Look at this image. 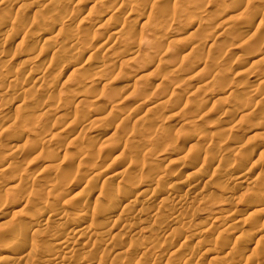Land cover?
Returning <instances> with one entry per match:
<instances>
[{
    "label": "rangeland",
    "instance_id": "obj_1",
    "mask_svg": "<svg viewBox=\"0 0 264 264\" xmlns=\"http://www.w3.org/2000/svg\"><path fill=\"white\" fill-rule=\"evenodd\" d=\"M8 1L0 0V20L12 8L20 18L10 13L7 28L0 29V121L4 124L0 125V168L11 167L0 170V218L4 212L9 215L0 219V264H41L46 253L58 255L50 264H264V203H253L255 197L264 196V155H257L264 151V84L256 83L264 79V0H55L24 9L26 0ZM91 1L96 2V10L88 8ZM117 23L123 27L116 33ZM61 24L60 32L54 30ZM72 41L78 49L73 55L69 54ZM211 62L214 69L209 68ZM97 64L108 66L106 76L88 70ZM36 66L42 69L39 73L34 72ZM86 84L91 88L84 91ZM172 90L177 94L172 96ZM77 96L83 101L70 114L64 102ZM156 101L164 108L158 106L154 112L149 108ZM43 107L49 109L47 115L30 117L32 110ZM13 145L18 147L15 151ZM66 150L87 159L74 155L62 162ZM116 155L118 159L112 161ZM229 165L236 168L234 177L243 174L242 183L231 181L233 176L224 171ZM147 183L156 193L153 197L143 188ZM167 186L177 188L174 196H161ZM124 193L131 203L121 201ZM112 208L117 216L110 218L107 213ZM172 208L180 212L176 220L169 218ZM231 212L247 218H241L244 224L237 230L227 223L236 220ZM36 216H43L40 225L45 235L40 230L41 235L30 233L17 241L15 232ZM80 219V236L73 234L66 244L70 252L66 255L71 257L65 255L64 261L58 247L52 254L47 251L53 244L47 239L50 235L64 237L66 230L78 228ZM90 219L94 229H89ZM140 220L144 221L141 233H129L127 228ZM81 230L96 232L97 237L86 232L81 236ZM170 233L173 238L167 236ZM199 237L202 244L197 243Z\"/></svg>",
    "mask_w": 264,
    "mask_h": 264
},
{
    "label": "bare ground",
    "instance_id": "obj_2",
    "mask_svg": "<svg viewBox=\"0 0 264 264\" xmlns=\"http://www.w3.org/2000/svg\"><path fill=\"white\" fill-rule=\"evenodd\" d=\"M7 1H8V0H7ZM10 1H11V0H10ZM26 1H27V4H25V5H26L27 7H24L23 4H21L23 7H21V5H20L19 7H21L22 9H24V8H28V5H30L29 8H32L33 5H36V4L38 5V2H42V3H44V4H50V3H52V2H56L55 0H36V1H32V0H30L29 3H28V0H26ZM58 1H59V0H58ZM67 1H68V0H67ZM186 1H187V0H186ZM246 1H247V0H246ZM8 2H9V1H8ZM103 2H104V1H103ZM190 2H191V1H190ZM188 3H189V1H188ZM8 4H9V3H8ZM191 4H192V3H191ZM230 4H231V3H230ZM13 5H14V4L11 3V6H13ZM16 5H17V3H16ZM199 5H200V4H199ZM42 6H43V5H42ZM42 6H40V7H42ZM51 6H52V5H51ZM54 6H56V5H54ZM57 6H58V4H57ZM59 6H61V5H59ZM86 6H87V5H86ZM120 6H121V5H120ZM180 6H181V5H180ZM5 7H6V5H5ZM33 7H34V6H33ZM159 7H160V6H159ZM194 7H195V5H194ZM53 8H54V7H53ZM55 8H56V7H55ZM88 8L91 9V10H93V9L96 10V9H97V4H96V2H92V1H91V2H88ZM233 8H234V7H233ZM17 9H18V7H17ZM17 9L15 8L16 12L19 13V11H17ZM56 9H57V8H56ZM66 9H67V8H66ZM196 9H197V8H196ZM258 9H259V8H258ZM113 10H114V9H113ZM28 11H29V10H28ZM38 11H40V10H38ZM158 11H159V10H158ZM223 11H224V10H223ZM14 12H15V11H14L13 8H12L11 10L8 11V14H7L6 19H5V20H2V21L0 20V29H5V28H7V25H8L9 20H10V19L8 18V15H9L10 13L12 14V13H14ZM88 12H89V11H88ZM252 12H253V11H252ZM35 13H36V12H35ZM250 13H251V12H250ZM32 14H33V13H32ZM38 14H39V12H38ZM38 14H36V15H38ZM15 15H17V16L19 17V14H15V13H14V16H15ZM33 15H34V14H33ZM36 15H35V16H36ZM184 15H185V13H184ZM184 15H183V16H184ZM10 16H12V15H10ZM17 16H16V17H17ZM20 16H21V15H20ZM178 16H179V15H178ZM16 17H15V18H16ZM18 17H17V18H18ZM43 17H44V16H43ZM83 17H84V16H83ZM85 17H86V16H85ZM12 18H13V17H12ZM12 18H11V19H12ZM17 18H16V19H17ZM19 18H20V17H19ZM21 18H22V17H21ZM69 18H70V17H69ZM176 18H177V17H176ZM179 18H180V17H179ZM70 19H71V18H70ZM180 19H181V18H180ZM68 20H69V19H68ZM167 20H168V19H167ZM192 20H193V19H192ZM12 21H13V20H12ZM14 21H15V20H14ZM20 21H21V20H20ZM201 21H202V20H201ZM31 22H33V21H31ZM86 22H87V21H86ZM203 22H204V21H203ZM213 22H214V21H213ZM215 22H216V21H215ZM121 23H122V22H121ZM143 23H145V22H143ZM154 23H155V22H154ZM163 23H164V22H163ZM64 24H65V23H64ZM103 24H104V23H103ZM23 25H24V24H23ZM30 25H32V24L30 23ZM114 25H115V24H114ZM198 25H199V24H198ZM62 26H63V25L61 24V26L56 27V29H54V30H57V32H60V30H62V29H60V28H62ZM98 26H99V25H98ZM98 26H97L96 28H98ZM203 26H205V25H203ZM25 27H26V26H25ZM87 27H88V26H87ZM122 27H123L122 25H119V24L117 23V24L115 25V30H114V29H113V30H114L116 33L119 32V31L121 32V28H122ZM138 27H139V26H138ZM214 27H215V26H214ZM83 28H84V27H83ZM96 28H95V29H96ZM112 28H113V27H112ZM201 28H202V26H201ZM65 29H66V28H65ZM123 29H124V28H123ZM198 29H199V27H198ZM226 29H227V28H226ZM226 29H225V30H226ZM229 29H231V28H229ZM206 30H207V29H206ZM227 30H228V29H227ZM227 30H226V31H227ZM4 31H5V30H4ZM64 31H66V30H64ZM83 31H84V30H82V32H83ZM2 32H3V31H2ZM69 32H70V31H69ZM115 32L112 31V34L115 33ZM122 32H124V31L122 30ZM130 32H133V30L130 31ZM3 33H4V32H3ZM51 33H52V35L55 36V33H56V32H55V31H52ZM128 33H129V32H128ZM88 34H89V33H88ZM122 34H123V33H121V35H122ZM52 35H51V37H52ZM56 35H57V34H56ZM77 35H78V34H77ZM128 35H129V34H128ZM130 35H132V33H130ZM133 35H134V34H133ZM208 35H209V34H208ZM10 36H11V35H10ZM83 36H84V35H83ZM113 36H114V35H113ZM116 36H117V35H116ZM14 37H15V36H14ZM19 37H20V36H19ZM71 37H72V36H71ZM53 38H54V37H53ZM130 38H131V37H130ZM161 38H162V37H161ZM74 39H75V38H74ZM74 39H73V41H75ZM127 39H128V38H127ZM122 40H123V39H122ZM124 40H125V39H124ZM256 40H257V39H256ZM20 41H21V40H20ZM64 41H65V40H64ZM73 41H72V44L69 46V48H70V49H69V54H72V55L75 54V53H76L75 51L78 50V49L75 50V48H76L75 46L77 45V44H76L77 42L75 43V42H73ZM107 41H109V40H106V42H107ZM127 41L130 42V43L128 44V47L131 48L134 44H133L132 46H129V45L131 44V41H133V40L130 41V39H129V40H126V42H127ZM137 41H138V40H137ZM193 41H194V40H193ZM197 41H198V40H197ZM259 41H260V40H259ZM154 42H155V41H154ZM198 42H199V41H198ZM220 42H221V41H220ZM4 43H5V41H4ZM18 43H19V42H18ZM18 43H17V44H18ZM74 43H75L76 45H75ZM104 43H105V41H104ZM204 43H205V42H204ZM63 44H64V43H63ZM102 45H104V44H102ZM105 45H106V44H105ZM122 45L124 46L123 43H122ZM203 45H204V44H203ZM218 45H220V44H218ZM221 45H223V44H221ZM123 46H122V47H123ZM160 46H161V45H160ZM160 46H158V47H160ZM120 47H121V46H120ZM126 47H127V46H126ZM144 47H145V46H144ZM194 47H195V46H194ZM198 47H199V46H198ZM135 48H136V47H135ZM151 48H152V47H151ZM160 48H163V47H160ZM168 48H169V47H168ZM17 49H18V48H17ZM121 49H122V48H121ZM131 49H132V48H131ZM154 49H155V48H154ZM156 49H157V48H156ZM156 49H155V50H156ZM195 49H196L195 52H197V54H198V52H199L198 50H199L200 48L197 50V46H196ZM29 50H30V49H29ZM74 50H75V51H74ZM123 50H124V49H123ZM129 50H130V49H129ZM129 50H128V53L131 54L130 52L133 51L134 48H133V50H130V52H129ZM158 50H159V48H158ZM158 50H157V51H158ZM160 50H161V49H160ZM193 50H194V48H193ZM193 50H192V51H193ZM26 51H27V50H26ZM63 51H64V50H62V52H63ZM81 51H82V50H81ZM136 51H137V49H136ZM214 51H215V50H214ZM218 51H219V50H218ZM62 52H61V53H62ZM74 52H75V53H74ZM133 52H134V51H133ZM195 52L193 51L192 53L194 54ZM200 52H201V51H200ZM220 52H222V51H220ZM56 53H57V51H56ZM125 53H126V52H125ZM125 53H124V54H125ZM153 53H154V52H153ZM58 54H59V53H58ZM132 54H133V53H132ZM154 54H155V53H154ZM160 54H161V53H160ZM201 54H202V53H201ZM216 54H217V53H215V55H216ZM219 54H220V53H219ZM37 55H38V54H37ZM208 55H209V54H208ZM25 56H26V55H25ZM42 56H43V55H42ZM106 56H107V55H106ZM133 56H134V55H133ZM192 56H194V55H192ZM195 56H197V55H195ZM198 56H199V55H198ZM205 56H206V55H205ZM216 56H217V55H216ZM229 56H230V55H229ZM45 57H46V56H45ZM111 57H112V56H111ZM113 57H114V56H113ZM170 57H171V56H170ZM207 57H208V56H207ZM207 57H206V58H207ZM213 57H214V56H213ZM107 58H108V57H107ZM188 58H189V57H188ZM218 58H219V57H218ZM87 59H88V58H87ZM87 59H86V60H87ZM109 59H110V58H109ZM207 59H208V58H207ZM212 59H213V58H212ZM24 60H25V59H24ZM53 60H54V59H53ZM86 60H85V61H86ZM198 60H199V59H198ZM209 60H210V59H209ZM99 61H100V60H99ZM119 61H120V60H119ZM135 61H136V60H135ZM194 61H195V60H194ZM211 61H212V60H211ZM213 61H215V60H213ZM258 61H259V60H258ZM51 62H52V61H51ZM122 62H123V61H122ZM206 62L208 63V61H206ZM28 63H29V62H28ZM48 63H49V62H48ZM188 63H189V62H188ZM207 63H206V64H207ZM220 63H221V62H220ZM255 63H256V62H255ZM166 64H167V63H166ZM208 64H209V63H208ZM227 64H228V63H227ZM84 65L86 66L87 64H84ZM120 65H121V63H120ZM142 65H143V64H142ZM209 65H210V64H209ZM211 65H212V62H211ZM214 65H215V64H214ZM214 65L210 66L209 68L214 69V68H213ZM167 66H168V65H167ZM195 66H196V65H195ZM195 66H194V67H195ZM30 67H31V66H30ZM78 67H79V66H78ZM89 67H90V66H89ZM107 67H108V66H106V65H104V64H103V65H102V64H97V65H95L93 68H88V70H90V69L92 70V69H93V73H92V74H94V75H100V74H102V76H103V74H105V72H108V71H107V70H108ZM140 67H141V66H140ZM82 68H83V66H82ZM40 69H41V68H40ZM40 69H39V70H40ZM77 69H78V68H77ZM79 69H81V67H80ZM85 69H87V68H85ZM109 69H110V67H109ZM111 69H112V68H111ZM182 69H183V68H182ZM39 70H38L37 66L34 68V72H35V73L38 72ZM41 70H42V69H41ZM91 70H90V71H91ZM43 71H44V70H43ZM214 72H215V71H214ZM38 73H39V72H38ZM83 73H84V72H83ZM251 75H252V74H251ZM33 76H34V75H33ZM105 76H106V74H105ZM110 76H111V75H110ZM141 76H142V75H141ZM141 76H139V77H141ZM224 76H225V75H224ZM37 77H38V75H37ZM40 77H41V76H40ZM92 77H93V76H92ZM99 77H101V76H99ZM225 77H226V76H225ZM255 77H256V76H255ZM13 78H15V77H13ZM13 78H12V79L10 78V79H11V80H14ZM17 78H18V77L16 76V79H17ZM38 78H39V77H38ZM83 78H84V77H83ZM115 78H118V77H115ZM136 78H138V77H136ZM201 78H202V77H201ZM229 78H230V77H229ZM110 79H111V78H110ZM129 79H130V78H129ZM212 79L214 80V78H212ZM240 80H241V79H240ZM240 80H239V81H240ZM256 80H257V79H255L254 81H256ZM122 81H123V80H122ZM241 81H242V80H241ZM8 82H9V81H8ZM10 82H11V81H10ZM179 82H180V81H179ZM209 82H210V81H209ZM11 83H14V82H11ZM93 83H94V82H93ZM98 83H99V82H98ZM241 83H243V82H241ZM250 83L253 84V80H252V81H249V84H250ZM256 83H257V86H258V85H263V84H264V79H259L258 81H256ZM9 84H10V83H9ZM210 84H211V82H210ZM212 84H213V83H212ZM224 84H225V83H224ZM226 84H227V83H226ZM247 84H248V83H247ZM252 84H251V85H252ZM103 85H104V83H103ZM213 85H214V84H213ZM219 85H220V84H219ZM4 86H5V85H4ZM13 86H14V85H13ZM252 86H253V85H252ZM83 87H84V88H83ZM83 87H82V89H84V91H87V90H90L91 85L86 84V85H83ZM221 87H223V86H221ZM224 87H225V86H224ZM0 88H1V87H0ZM38 88H39V87H38ZM143 88H144V87H143ZM92 89H93V88H92ZM136 89H137V88H136ZM232 89H233V88H232ZM248 89H250V88H248ZM37 90H38V89H37ZM96 90H97V89H96ZM106 90H107V89H106ZM146 90H147V89H146ZM213 90H214V89H213ZM254 90H255V89H254ZM0 91H1V90H0ZM21 91H22V90H21ZM172 91H173V90H172ZM196 91H197V90H196ZM221 91H223V90H221ZM255 91H256V90H255ZM95 92H96V91H95ZM118 92H119V91H118ZM177 92H178V91H177ZM177 92H176V90H175V91H173V92L171 93V95L173 96L175 93L177 94ZM197 92H198V91H197ZM253 92H254V91H253ZM256 92H258V91H256ZM256 92H255V95L257 94ZM19 93H22V92H19ZM81 93H83V91H81ZM239 94H241V93H239ZM243 94H244V93H243ZM263 94H264V93H263ZM33 95H34V94H33ZM68 95H69V94H68ZM78 95H79V94H78ZM106 95H107V94H106ZM249 95H250V94H249ZM258 95H259V94H258ZM258 95H257V96H258ZM44 96H45V95H44ZM100 96H101V95H100ZM100 96H99V97H100ZM112 96H113V95H112ZM91 97H92V96H91ZM92 98H93V97H92ZM105 98H106V96H105ZM142 98H144V97H142ZM46 99H47V98H46ZM131 99H132V98H131ZM257 99H258V98H257ZM259 99H260V98H259ZM44 100H45V99H44ZM52 100H53V99H52ZM80 100L83 101L82 99L78 98V96H77L76 99H73V100H67V102H64V105L66 106V108H67L66 110L68 111V113L71 114V110H72V108H74V106H76L77 104L82 103ZM91 100H92V99H91ZM94 100H95V98H94ZM96 100H97V99H96ZM157 100H158V99H157ZM242 100H243V99H242ZM4 101H5V100H4ZM86 101H87V100H86ZM162 101H163V99H162ZM164 101H165V100H164ZM237 101H238V100H237ZM258 101H259V100H258ZM115 102H116V101H115ZM238 102H239V101H238ZM260 102H261V101H260ZM2 103H4V102H2ZM41 103H42V102H41ZM88 103H89V102H88ZM97 103H98V102H97ZM240 103H241V102H240ZM240 103H239V106H240ZM255 103H256V102H255ZM255 103H254V105H255ZM6 104H7V103H6ZM153 104H154V105H152V106L149 108L150 110L152 109V111H154V110H159L160 107L158 108V106H162V103H161V102H160V103H157V101H156V104H155V102H154ZM164 104H165V103L163 102V105H164ZM169 104H170V103H169ZM188 104H189V103H188ZM188 104H187V105H188ZM31 105H32V104H31ZM184 105H185V104H184ZM19 106H20V105H19ZM86 106H87V105H86ZM50 107H51V106H50ZM80 107H81V106H80ZM162 107L164 108V106H162ZM61 108H62V107H61ZM155 108H156V109H155ZM157 108H158V109H157ZM184 108H185V107H184ZM0 109H1V108H0ZM139 109H140V108H139ZM153 109H154V110H153ZM161 109H162V108H161ZM36 110H37V111H36ZM36 110H35V111L32 110V112H31V114H30V117H31V118H32V117H37L38 114H39V115H41V114H42V115H47V114H48V111H49V109H48L47 107H43V108H41V109H39V110H38V108H37ZM64 110H65V109H64ZM80 110H81V109H80ZM150 110H149V111H150ZM154 112H155V111H154ZM182 112H183V111H182ZM196 112H197V111H196ZM40 113H41V114H40ZM66 113H67V112H66ZM157 113H158V112H157ZM228 113H229V111H228ZM107 114H108V113H107ZM109 114H111V113H109ZM245 114H247V113H245ZM42 115H41V116H42ZM68 115H69V114H68ZM190 115H191V114H190ZM11 116H12V115H11ZM103 116H104V117L106 116V119H107V116H109V115H102V118H104ZM114 116H117V115H113V116H110V117L112 118V117H114ZM28 117H29V116H28ZM42 117H43V116H42ZM67 117H68V116H67ZM85 117H86V116H85ZM85 117H83V118H85ZM119 117H120V116H119ZM69 118H70V117H69ZM114 118H115V117H114ZM138 118H139V117H138ZM144 118H145V117H144ZM12 119H13V118H12ZM24 119H25V118H24ZM117 119H118V118H117ZM120 119H121V117H120ZM122 119H123V118H122ZM139 119H142V118H139ZM193 119H194V118H193ZM218 119H219V118H218ZM258 119H259V118H258ZM79 120H80V119H79ZM96 120H98V119L96 118ZM99 120H100V119H99ZM104 120H105V119H104ZM113 120H114V119H113ZM115 120H116V119H115ZM127 120H128V119H127ZM158 120H159V119H158ZM158 120H157V121H158ZM2 121H3V120H2ZM2 121H0V123H1ZM18 121H19V120H18ZM28 121H29V120H28ZM101 121H102V120H101ZM121 121H122V120H121ZM9 122H10V121H9ZM40 122H41V121H40ZM79 122H80V121H79ZM99 122H100V121H99ZM115 122H116V121H115ZM228 122H229V121H228ZM4 123H5V121H4ZM64 123H65V122H64ZM72 123H73V122H72ZM136 123H137V122H136ZM154 123H155V121H154ZM221 123H222V122H221ZM221 123H220V124H221ZM2 124H3V123H1L0 125L2 126ZM47 124H48V123H47ZM50 124H51V123H50ZM104 124H105V123H104ZM231 124H232V123H231ZM254 124H255V123H254ZM3 125H4V124H3ZM76 125H77V124H76ZM192 125H193V124H192ZM6 126H7V125H6ZM216 126H217V125H216ZM235 126H236V124H235ZM239 126H240V125H239ZM255 126H256V125H255ZM51 127H52V126H51ZM74 127H75V126H74ZM122 127H123V126H122ZM128 127H129V126H128ZM128 127H127V128H128ZM233 127H234V125H233ZM0 128H1V127H0ZM102 128H103V127H102ZM225 128H226V127H225ZM240 128H241V127H240ZM240 128H239V129H240ZM107 129H108V128H107ZM175 129H176V128H175ZM226 129H227V128H226ZM144 130H145V129H144ZM149 130H150V129H149ZM157 130H158V129H157ZM237 130H238V129H237ZM240 130H241V129H240ZM121 131H122V130H121ZM197 131H198V130H197ZM216 132H217V130H216ZM216 132H215V133H216ZM258 132H259V131H258ZM32 133H33V132H32ZM121 133H122V132H121ZM150 133H151V131H150ZM195 133H196V132H195ZM199 133H200V132H199ZM112 134H113V133H111V135H112ZM151 134H152V133H151ZM76 135H77V134H76ZM108 135H109V134H108ZM116 135H117V134H116ZM116 135H115V136H116ZM119 135H120V134H119ZM145 135H146V134H145ZM221 135H222V134H221ZM263 135H264V134H263ZM19 136H20V135H17V137H19ZM213 136H214V135H213ZM6 137H7V135H6ZM17 137H16V138H17ZM42 137H43V136H42ZM77 137H78V136H77ZM172 137H173V136H172ZM205 137H206V136H205ZM220 137H221V136H220ZM19 138H20V137H19ZM40 138H41V137H40ZM194 138H195V137H194ZM206 138H208V137H206ZM225 138H226V137H225ZM59 139H60V138H59ZM59 139H57V140H59ZM98 139H99V138H98ZM108 139L110 140V138H108ZM190 139H191V138H190ZM262 139H263V138H262ZM74 140H75V139H74ZM113 140H115V139H113ZM173 140H174V139H173ZM206 140H207V139H206ZM15 141H16V140H15ZM23 141H24V140H23ZM60 141H61V140H60ZM90 141H91V140H90ZM94 141H95V140H94ZM96 141L98 142L99 140H96ZM96 141H95V142H96ZM105 141H106V140H105ZM116 141H117V139H116ZM194 141H195V140H194ZM57 142H58V141H57ZM69 142H70V141H69ZM101 142H102V141H101ZM112 142H113V141H112ZM36 143H37V142H36ZM71 143H72V142H71ZM217 143H218V142H217ZM12 144H13V143H12ZM12 144H11V145H12ZM28 144H30V143L28 142ZM56 144H57V143H56ZM56 144H55V145H56ZM76 144H77V143H76ZM93 144H94V143H93ZM197 144H198V143H197ZM52 145H54V144H52ZM139 145H140V144H139ZM222 145H223V144H222ZM16 146H18V145L16 144ZM73 146H74V145H73ZM10 147H12V146H10ZM92 147H93V145H92ZM191 147H193V146H191ZM214 147H215V146H213V148H214ZM8 148H9V147H8ZM16 148H18V147H14V145H13L12 149H14V151H15ZM144 148H145V147H144ZM90 149H91V148H90ZM189 149H190V148H189ZM193 149H194V147H193ZM195 149H196V148H195ZM229 149H230V148H229ZM75 150H76V149H75ZM85 150H87V149H85ZM221 150H222V149H221ZM231 150H232V149H231ZM94 151H95V150H94ZM139 151H140V150H139ZM150 151H151V150H150ZM53 152H54V151H53ZM73 152H74V151H73ZM73 152L66 150V151L63 153V155H62V160H61V161L64 162V161L70 159L71 157H74L75 154H74ZM192 152H193V150H192ZM233 152H234V151H233ZM0 153H1V152H0ZM76 153H77V152H76ZM137 153H139V152H137ZM203 153H204V152H203ZM9 154H10V153H9ZM224 154H225V153H224ZM237 154H238V153H237ZM76 155H77V154H76ZM76 155H75V156H76ZM97 155H98V154H97ZM120 155H121V154H120ZM192 155H193V154H192ZM211 155H212V154H211ZM257 155H258V157L261 158V157L264 155V151H263V150H260V151L257 153ZM77 156H78V155H77ZM89 156H90V154H89ZM116 156H117V157H116ZM116 156H114V158L112 157V158H113L112 161H114L116 158L118 159V156H119V155H116ZM188 156H189V155H188ZM47 157H48V156H47ZM54 157H55V156H54ZM78 157H80V156H78ZM81 157H82V158H81ZM81 157L79 158V159H81V160H82V159L84 160V159L86 158V156H85V155L82 156V154H81ZM55 158H56V157H55ZM59 158H60V157H59ZM92 158H93V157H92ZM122 158H123V157H122ZM192 158H193V157H192ZM256 158H257V157H256ZM262 158H263V157H262ZM48 159H49V158H48ZM52 159H53V158H52ZM52 159H51V160H52ZM86 159H87V158H86ZM193 159H194V158H193ZM15 160H16V159H15ZM56 160H57V159H56ZM78 161H79V160H78ZM112 161H111V162H112ZM115 161H116V160H115ZM246 161H247V160H246ZM22 162H23V161H22ZM236 162H237V161H236ZM58 163H60V162H58ZM154 163H155V162H154ZM177 163H179V162H177ZM232 163H233V162H232ZM138 164H139V163H138ZM158 164H159V163H158ZM169 164H170V163H169ZM237 164H238V163H237ZM15 165H16V164H15ZM85 165H86V164H85ZM108 165H109V164H108ZM156 165H157V164H156ZM49 166H50V165H49ZM49 166H48V167H49ZM64 166H65V165H64ZM180 166H181V164H178L176 167H179V168H180ZM14 167H15V166H14ZM50 167H51V166H50ZM53 167H54V166H53ZM78 167H79V165H78ZM85 167H86V166H85ZM151 167H152V166L150 165V168H151ZM153 167H154V166H153ZM4 168H7V167L0 168V170H1V169H4ZM9 168H11V167L8 166L7 169H9ZM16 168H17V167H16ZM79 168H80V167H79ZM79 168H78V169H79ZM155 168H156V167H155ZM175 169H176V168H175ZM235 169H236V168H235L234 166L229 165V166L226 168V170H224V171H225V172L227 171L228 176H229V175H232V176H233V174H234V172H235ZM43 170H45V169H43ZM152 170H154V169H152ZM177 170H178V169H177ZM217 170H218V168H217ZM1 171H2V170H1ZM56 171H57V170H56ZM167 171H168V170H167ZM214 171H215V170H214ZM224 171H223V172H224ZM2 172H5V171L3 170ZM46 172H47V171H46ZM97 172H98V171H97ZM116 172H117V171H116ZM191 172H192V171H191ZM215 172H217V171H215ZM218 172H219V170H218ZM223 172H221V173H223ZM127 173H128V172H127ZM139 173H140V172H139ZM150 173H151V172H150ZM163 173H164V172H163ZM171 173H172V171H171ZM227 173H226V174H227ZM62 174H63V173H62ZM67 174H68V173H67ZM71 174H72V173H71ZM80 174H81V173H80ZM158 174H159V173H158ZM160 174H162V173H160ZM160 174H159V175H160ZM214 174H215V173H214ZM244 174H245V173H244ZM58 175H59V174H58ZM113 175H114V174H113ZM127 175H128V174H127ZM176 175H177V174H176ZM235 175H236V174H235ZM240 175H241V176H237V175H236L235 177L233 176V178H232L233 180H231V181H233L234 185H235V184H240V183H242V181L244 180L243 178H240V177H242L243 174L241 173ZM59 176H60V175H59ZM73 176H75V175H73ZM94 176H95V175H94ZM170 176H171V175H170ZM193 176H194V174H193ZM216 176H217V174H216ZM222 176H223V175H222ZM232 176H231V177H232ZM52 177H53V176H52ZM65 177H66V175H65ZM69 177H70V176H69ZM79 177H80V176H79ZM105 177H107V176H105ZM108 177H109V176H108ZM218 177H219V176H218ZM244 177H245V176H244ZM96 178H98V177H96ZM96 178H95V179H96ZM114 178H115V177H114ZM224 178H225V177H224ZM46 179H47V178H46ZM49 179H50V178H49ZM51 179H52V178H51ZM72 179H73V178H72ZM193 179H194V178H193ZM61 180H63V179H61ZM64 180H65V179H64ZM90 180H91V179H89V181H90ZM97 180H98V179H97ZM104 180H105V179H103V181H104ZM151 180H152V179H151ZM245 180H246V179H245ZM68 181H69V180H68ZM157 181H158V180H157ZM159 181H160V180H159ZM193 181H194V180H193ZM226 181H227V180H226ZM47 182H48V181H47ZM49 182H50V181H49ZM154 182H155V181H154ZM17 183H18V182H17ZM58 183H59V181H58ZM150 183H152V182H150ZM21 184H22V183H21ZM128 184H130V183H128ZM201 184H203V183H201ZM246 184H251V182H250V183L248 182V183H246ZM16 185H17V184H16ZM19 185H20V184H19ZM22 185H23V184H22ZM47 185H48V184H47ZM217 185H218V184H217ZM27 186H28V185H27ZM48 186H49V185H48ZM190 186H191V185H190ZM194 186H197V184H196V183L193 184L192 187H194ZM207 186H208V185H207ZM238 186H239V185H238ZM258 186H259V185H258ZM258 186H257V187H258ZM263 186H264V185H263ZM9 187H10V186H8V188H9ZM12 187H13V186H12ZM41 187H42V186H41ZM54 187H55V186H54ZM175 187H176V186H175ZM220 187H221V185H220ZM220 187H218V188H220ZM17 188H19V187H17ZM143 188L145 189V191H147L146 194H150L151 197H153V195H156V193H154V192L152 191V189H150V188H151V185H150V184L147 183L145 186H143ZM172 188H173V186H167V188H166L165 190H162L163 192L161 193V196H162L163 194L166 195V197H167V196L170 197V195H173V194H172V193L174 192L173 190H176L177 188H176V189H172ZM190 188H191V187H190ZM190 188H189V189H190ZM43 189H44V188H43ZM45 189H46V188H45ZM52 189H53V188H52ZM99 189H100V188H99ZM144 189H143V190H144ZM189 189H188V190H189ZM263 189H264V188H263ZM186 190H187V189H186ZM193 190H194V189H193ZM193 190H192V191H193ZM179 191H180V189H179ZM192 191H191V193H192ZM226 191H227V189H226ZM28 192H29V191H28ZM38 192H39V191H38ZM155 192H156V191H155ZM177 192H178V191H177ZM258 192H259V191H258ZM260 192H261V191H260ZM263 192H264V191H263ZM45 193H46V192H45ZM137 193H138V192H137ZM186 193H187V192H186ZM186 193H185V194H186ZM98 194H99V193H98ZM129 194H131V192H130ZM176 194H177V193H176ZM192 194H193V193H192ZM136 195L139 196V194H136ZM186 195H187V194H186ZM211 195H212V194H211ZM254 195H255V192H254ZM103 196H104V195H103ZM134 196H135V195H134ZM146 196H147V195H146ZM173 196H174V195H173ZM188 196H189V195H188ZM96 197H97V196H96ZM120 197H121V196H120ZM131 197H133V196H131ZM139 197H140V196H139ZM148 197H149V196H148ZM179 197H181V196L179 195ZM246 197H247V196H246ZM259 197H260V196H259ZM259 197H257V198L255 197V201L253 202L254 204H256V201H257V203H260V204H263V203H264V196L261 197V198H259ZM137 198H138V197H137ZM145 198H146V197H145ZM161 198H162V197H161ZM175 198H176V197H175ZM181 198H182V197H181ZM212 198H213V197H212ZM10 199H11V198H10ZM135 199H136V198H134V200H135ZM153 199H154V198H153ZM165 199H167V198H165ZM165 199H164V200H165ZM177 199H178V198H177ZM177 199H176V200H177ZM183 199H184V197H183ZM185 199H186V198H185ZM209 199H210V198H209ZM236 199H237V198H236ZM42 200H43V199H42ZM126 200H127V202L131 203V199H130V197L128 198V193H127V194L124 193V195L121 197V201L124 202V201H126ZM142 200H145V199H142ZM171 200H172V199H171ZM179 200H180V198H179ZM207 200H208V199H207ZM258 200H259V201H258ZM116 201H117V200H116ZM116 201H115V202H116ZM135 201L138 202V200H135ZM150 201H151V200H150ZM158 201H160V200L158 199ZM162 201H163V198H162ZM167 201H168V200H166V204H165V203L163 204V202H165V201H163V202H162V205H163V206H164V205H167ZM181 201H183V200H181ZM186 201H187V200H186ZM10 202H11V201H10ZM15 202H16V201H15ZM45 202H46V201H45ZM45 202H44V203H45ZM50 202H51V201H50ZM115 202H114V203H115ZM142 202H143V201H142ZM142 202H141V203H142ZM144 202H146V201H144ZM160 202H161V201H160ZM171 202H172V201H171ZM187 202H188V201H187ZM261 202H262V203H261ZM2 203H3V202H2ZM34 203H35V202H34ZM116 203H117V202H116ZM116 203H115V204H116ZM132 203H133V202H132ZM146 203H150V202H146ZM151 203H152V202H151ZM158 203H159V202H158ZM158 203H157V204H158ZM184 203H185V202H184ZM245 203H246V202H245ZM253 203H252V204H253ZM51 204H52V203H51ZM120 204H121V203H120ZM120 204H119V205H120ZM127 204H128V203H127ZM157 204H156V205H157ZM171 204H172V203H171ZM171 204H170V206H171ZM176 204H177V203H176ZM176 204H175L174 206H176ZM179 204H180V203H179ZM179 204H178V205H179ZM192 204H193V203H192ZM111 205H112V204H111ZM123 205H124V206H123ZM123 205H122V206H123V209L126 208V207H125V203H124ZM129 205H130V204H128L127 206H129ZM144 205H147V204H144ZM150 205H151V204H150ZM162 205L160 204V206H162ZM180 205H181V204H180ZM257 205L259 206V204H257ZM257 205H256V206H257ZM7 206H8V205H7ZM112 206H113V205H112ZM112 206H110L109 209H110ZM158 206H159V204H158ZM160 206H159V207H160ZM168 206H169V205H168ZM250 206H251V205H250ZM253 206H254V205H253ZM256 206H254V207H256ZM258 206H257V207H258ZM130 207H131V206H130ZM133 207H134V206H133ZM159 207H158V208H159ZM171 207H172V206H171ZM179 207H181V206H179ZM179 207H178V208H179ZM39 208H40V207H39ZM121 208H122V207H121ZM148 208H149V207H148ZM164 208H165V206H164ZM251 208H252V206H251ZM37 209H38V208H37ZM102 209H103V208H102ZM102 209H101V210H102ZM106 209H107V208H106ZM106 209H105V210H106ZM119 209H120V208H119ZM172 209H173V208H172ZM172 209H171V210H172ZM174 209H175V207H174ZM174 209H173V210H174ZM253 209H254V208H253ZM259 209H260V207H259ZM259 209H258V210H259ZM158 210H160V209H158ZM164 210H165V209H164ZM175 210H176V209H175ZM175 210H174V214H172V215H170V212H169V218H170V216H171V218H170L171 220H176V219L178 218V214H180V212L178 213V211H175ZM198 210H199V209H198ZM258 210H257V212H258ZM53 211H54V210H53ZM260 211H261V210H259V212H260ZM263 211H264V210H263ZM51 212H52V211H51ZM51 212H50V213H51ZM63 212H64V211H63ZM103 212H104V211H103ZM167 212H168V211H167ZM250 212H251V213H250ZM250 212H249V213L252 214V213L254 212V210H253V212H252V210H251ZM257 212H255V213H257ZM259 212H258V213H259ZM34 213H35V212H34ZM58 213H59V212H58ZM58 213H57V214H58ZM98 213H99V212H98ZM240 213H242V212H240ZM258 213H257V214H258ZM11 214H13V213H11ZM184 214H185V213H184ZM250 214H249V215L247 214V215L250 216ZM253 214H254V213H253ZM36 215H37V214H36ZM53 215H54V214H53ZM60 215H61V214H60ZM60 215H58V216H60ZM63 215H64V214H63ZM97 215H98V214H97ZM105 215H106V213H105ZM107 215H108L110 218H112L113 215H115V209L112 208L111 210H109L108 213H107ZM107 215H106V216H107ZM230 215H235V216H236V217H235L236 220L233 221V223L228 222V221H227V223H230L231 225H233L235 229H236V228L239 229L240 227H239L238 225L240 224V222H241V218H242V217L240 218V217H239L240 215L238 216V214H236V212H235V214H234V213L232 214V212H231ZM6 216H9V215H8V212H7V213L4 212L3 215L1 214V218H4V217H6ZM33 216H34V215H33ZM51 216H52V215H51ZM55 216H56V215H55ZM61 216H62V215H61ZM115 216H117V215H115ZM115 216H114V218H115ZM119 216H120V215H119ZM181 216H182V215H181ZM257 216H258V215H257ZM11 217H12V216H11ZM42 217H43V216H41V217H40V216H36V217H34V219H32L31 222H30L28 225L24 226L25 228H24L23 226L21 227V228H24V229H20V228H19L20 231H16L17 228H16L15 230H13V234H14V232L16 231L15 234H14V237L17 239V241H18V239L22 240L23 238L27 237L30 233H32V234H33V233H34V234L38 233V235H41V232L39 233L40 230L42 231V234H43V230H42V228H41L42 226L40 225ZM250 217H251V216H250ZM1 218H0V219H1ZM62 218H63V216H62ZM91 218H92V217H91ZM166 218H167V216H166ZM9 219H11V218L9 217ZM82 219H83V218H82ZM84 219H85V218H84ZM84 219H83V220H84ZM92 219H94V218H92ZM232 219H233V218H232ZM242 219H243V218H242ZM246 219H247V218L245 217V219H243V220H246ZM7 220H8V218H7ZM7 220H6V222H7ZM52 220H53V219H52ZM56 220H58V219H56ZM80 220H81V219H80ZM107 220H108V218H107L105 221H107ZM113 220H114V219H113ZM113 220H111L110 222H112ZM171 220H170V221H171ZM243 220H242V221H243ZM4 221H5V220H4ZM4 221H3V222H4ZM86 221H87V220H86ZM42 222H44V221H42ZM73 222L76 223V222H78V220H74ZM73 222H72V223H73ZM90 222H91V219H90ZM92 222L94 223V221H92ZM92 222H91V223L88 222V224H90V226H89L90 228H89V229H91V228L94 229V227H91L92 224H93ZM103 222H104V221H103ZM116 222H117V221H116ZM143 222H144L143 220H140V222H138V224L136 225V227H128V228H127V231H128L129 233H133V234H137V233L139 234V232L141 233V231L143 230V225H144ZM172 222H174V221H172ZM1 223H2V222H1ZM45 223H47V221H46ZM74 223H73V224H74ZM82 223H83V221L81 220V222H79V224L76 225V226L78 227V228L76 227V228H77L76 230H75L74 228H73V229L70 228V229H71L70 232H69L70 229H69V230H66L67 232H65L66 235H65L64 237H59L61 234H58V233H56V238L54 237L55 235H53V236L50 235V237H48V236H47V235H48V234H47L48 232H47V233H46V234H47L46 236L48 237L47 239H49V240L51 239L50 241H52L53 244H54V248H53V244H51V245L48 246L47 251H49V252L52 254L53 252H55L54 249H55L56 247H58V248H59V251H60V255H64V257H62V258H63L64 261H65V258H66L65 255L68 254V253H70V252H69V249H68L67 246H66V244H67L69 238H70L73 234H76L78 230H80V228H81L80 226H82ZM98 223H99V222H98ZM98 223H97V224H98ZM104 223H105V222H104ZM104 223H103V224H104ZM106 223H108V221H107ZM106 223H105L104 226H107ZM8 224H9V222H8ZM42 224H43V223H42ZM95 224H96V223H95ZM95 224H94V225H95ZM110 224H112L113 227H114L113 222H112V223H109V225H110ZM243 224H244V221H243L242 225H243ZM6 225H7V224H6ZM60 225H61V224H60ZM70 225H71V223H70ZM70 225H69V226H70ZM74 225H75V224H74ZM94 225H93V226H94ZM112 225H111V226H112ZM231 225H226V226L229 227V226H231ZM240 225H241V224H240ZM242 225H241V226H242ZM0 226L3 228L2 225H0ZM44 226H47V225L45 224ZM44 226H43V227H44ZM48 226H49V225H48ZM48 226H47V227H48ZM1 227H0V228H1ZM4 227H5V226H4ZM59 227H60V226H59ZM95 227L100 228V227L97 226V225H96ZM109 227H110V226H109ZM124 227H125V225H124ZM231 227H232V226H231ZM238 227H239V228H238ZM9 228H10V227H9ZM48 228H49V227H48ZM83 228H84V226H83ZM98 228H97V229H98ZM102 228H104V227L101 226V230H102ZM105 228H106V227H105ZM105 228H104V229H105ZM125 228H126V227H125ZM125 228H123V229H125ZM207 228H208V227H207ZM207 228H206V229H207ZM234 228H233V229H234ZM12 229H13V228H12ZM44 229H45V228H44ZM46 229H47V228H46ZM49 229H50V228H49ZM67 229H68V228H67ZM81 229H82V228H81ZM111 229H112V227H111ZM180 229H181V228H180ZM182 229H183V228H182ZM229 229H231V228H229ZM235 229H234V230H235ZM237 229H236V230H237ZM0 230H1V229H0ZM5 230H6V228H5ZM5 230L3 229V232H4ZM47 230H48V229H47ZM84 230H85V229H84ZM95 230H96V229H95ZM105 230H107V229H105ZM109 230H110V229H109ZM109 230H108V231H109ZM220 230H221V229H220ZM253 230H254V229H253ZM50 231H51V230H50ZM89 231H90V230H89ZM91 231H93V230H91ZM110 231H111V230H110ZM174 231H176V230H174ZM208 231H209V230H208ZM210 231H211V230H210ZM223 231H224V230H223ZM6 232H7V231H6ZM45 232H46V231H45ZM45 232H44L43 235H45ZM56 232H57V231H56ZM81 232H82V230H81ZM85 232H86V231H84V233H85ZM93 232H94V231H93ZM103 232H104V230H103ZM103 232H102V233H103ZM125 232H126V231H125ZM178 232H179V231H178ZM180 232H181V231H180ZM224 232H225V231H224ZM10 233H11V232H10ZM50 233H51V232H50ZM50 233H49V234H50ZM67 233H69V234H67ZM78 233H79V232H78ZM78 233H77L76 235H79V236H80V233H79V234H78ZM84 233L82 232L81 236L84 235ZM86 233H87V232H86ZM86 233H85V234H86ZM88 233H90V232H88ZM88 233H87V234H88ZM100 233H101V231H100ZM102 233H101V234H102ZM108 233H109V232H108ZM123 233H124V231H123ZM172 233H173V232H172ZM182 233H183V232H182ZM207 233H208V232H207ZM229 233H230V232H229ZM232 233H233V232H232ZM248 233H249V232H248ZM27 234H28V235H27ZM51 234H53V232H52ZM54 234H55V233H54ZM91 234L94 235V236H96V235H95L96 232H95L94 234L91 232L90 235H91ZM97 234H98V233H97ZM101 234H98V235L101 236ZM103 234H105V233H103ZM103 234H102V236H107V235H108L107 232H106L107 235H106V234L103 235ZM111 234H112V233H111ZM6 235H7V233H6ZM9 235L11 236L12 234H9ZM9 235H8V236H9ZM36 235H37V234H36ZM38 235H37V236H38ZM43 235H42V236H43ZM57 235H58V237H57ZM63 235H64V234H63ZM63 235H61V236H63ZM92 235H91V236H92ZM131 235H132V234H131ZM172 235H173V234H172ZM179 235H180V234H179ZM218 235H219V234H218ZM227 235H228V234H227ZM30 236H31V234H30ZM37 236H36V237H37ZM51 236H52L53 238H51ZM85 236H86V235H85ZM100 236H99V237H100ZM102 236H101V237H102ZM109 236H110V235H109ZM167 236H168V237H169V236L171 237V233H170V235L167 234ZM175 236H176V235H175ZM175 236H174V237H175ZM34 237H35V236H34ZM77 237H78V236H77ZM96 237H97V236H96ZM107 237H108V236H107ZM21 238H22V239H21ZM28 238H30V237H28ZM28 238H27V239H28ZM80 238H81V237H80ZM88 238H89V235H88ZM88 238H87V239H88ZM120 238H121V237H120ZM171 238H173V236H172ZM171 238H170V240H171ZM176 238H177V236H176ZM12 239H13V238H12ZM12 239H11L10 241H12ZM16 239H15V240H16ZM27 239H26V240H27ZM31 239H32V238H30L29 240H31ZM70 239H71V238H70ZM82 239H83V238H82ZM82 239H80V240H82ZM96 239H97V238H96ZM101 239H102V238H101ZM26 240H25V241H26ZM29 240H28V241H29ZM32 240H33V239H32ZM71 240H72V239H71ZM73 240H74V239H73ZM80 240H79V241H80ZM94 240H95V239H94ZM25 241H23V242H25ZM28 241H26V242L28 243ZM76 241H78V240L75 239V242H76ZM82 241H83V240H82ZM100 241H102V240H100ZM100 241H99V242H100ZM185 241H186V240H185ZM211 241H212V240H211ZM26 242H25V243H26ZM69 242H72V243H73V241H69ZM99 242H97V243H99ZM195 242H196V241H195ZM202 242H203L202 238L200 239V237H199V238L197 239V243H198V244H202ZM237 242H238V240H237ZM249 242H250V241H249ZM11 243H12V242H11ZM29 243H30V241H29ZM32 243H34V241H33ZM35 243H36V242H35ZM44 243H45V242H44ZM50 243H51V242H50ZM72 243H71V244H72ZM197 243H196V244H197ZM225 243H227V242H225ZM235 243H236V242H235ZM256 243H257V242H256ZM13 244H15V243H13ZM69 244H70V243H69ZM73 244H74V243H73ZM92 244H93V243H92ZM94 244H95V242H94ZM198 244H197V245H198ZM206 244H207V243H206ZM223 244H224V243H222V245H223ZM236 244H237V243H236ZM10 245H11V244H10ZM20 245H21V244H19V246H20ZM31 245L34 246L35 244H31ZM31 245L29 244V246H31ZM67 245H68V244H67ZM75 245H76V243H75ZM78 245H79V244H78ZM78 245H77V246H78ZM83 245H85V242H83L82 246H83ZM260 245H261V244H260ZM12 246H13V245H12ZM14 246L16 247V245H14ZM17 246H18V245H17ZM19 246H18V247H19ZM24 246H25V244H24ZM32 246H31V247H32ZM71 246H72V245H71ZM77 246H76V247H77ZM85 246H86V245H85ZM179 246H180V245H179ZM198 246H199V245H198ZM262 246H264V245H262ZM43 247H44V245H43ZM45 247H46V246H45ZM73 247H74V246H73ZM73 247H72V249H74ZM80 247H81V246H80ZM216 247H218V246H216ZM225 247H226V246H225ZM12 248H13V247H12ZM16 248H17V247H16ZM16 248H15V249L13 248V249L16 250ZM21 248H22V247H21ZM29 248H30V247H29ZM49 248H50V249H49ZM69 248H70V247H69ZM180 248H181V247H180ZM180 248H178V249H180ZM257 248H258V247H257ZM257 248H256V249H257ZM260 248H261V247H260ZM19 249H20V248H19ZM23 249L25 250L26 248H23ZM30 249H32V248H30ZM79 249H80V248H79ZM178 249L176 248L177 251H178ZM181 249L184 250V248H181ZM212 249H213V248H212ZM218 249H221V247L218 248ZM14 250H13V251H14ZM34 250H37L36 246H35V249H34ZM174 250H175V249H174ZM204 250H205V249H204ZM254 250H255V248H254ZM27 251H28V250H27ZM47 251L44 250V254H45V252H47ZM56 251L58 252L57 249H56ZM184 251H185V250H184ZM258 251L261 252V249H259ZM25 252H26V251H25ZM25 252H24V253H25ZM29 252H30V251H29ZM29 252H28V253H29ZM32 252H33V250H32ZM34 252H35V251H34ZM34 252H33V254H34ZM49 252H48V254H50ZM72 252H73V251H72ZM181 252H182V251H181ZM185 252H187V251H185ZM201 252H202V251H201ZM259 252H258V253H259ZM28 253H25V255L28 254ZM105 253H106V252H105ZM230 253H231V252H230ZM263 253H264V252H263ZM44 254H43V255H44ZM46 254H47V253H46ZM46 254H45V257L43 256L44 259H43V257H42V259H41L43 262H41V260H40L41 264H42V263L45 264L46 262L50 264V262H51L53 259H56V257L58 256V255H56V257L53 258L52 255H46ZM55 254H56V253H55ZM106 254H107V253H106ZM200 254H201V253H200ZM213 254H214V253H213ZM259 254H260V253H259ZM29 255H30V254H29ZM29 255H28V256H29ZM60 255H59V256H60ZM104 255H105V254H104ZM241 255H242V254H241ZM241 255H240V256H241ZM253 255H254V254H253ZM256 255H257V254H256ZM260 255H261V254H260ZM263 255H264V254H263ZM263 255H261V257H262ZM66 256H67V255H66ZM67 257H71V256L68 255ZM213 257H214V256H213ZM223 257H225V256H223ZM236 257H238V256H236ZM253 257H255V256H253ZM23 258H24V256H23ZM25 258H27V257H25ZM62 258H60V259H62ZM238 258H239V257H238ZM245 258H246V257H245ZM63 259H62V261H63ZM66 259H67V258H66ZM70 259H71V258H70ZM90 259H91V258H90ZM213 259H216V258H213ZM251 259H252V258H251ZM251 259H250V260H251ZM19 260H20V259H19ZM74 260H75V259H74ZM87 260H88V259H87ZM240 260H241V259H240ZM253 260H254V259H253ZM54 261H55V260H54ZM58 261H59V260H58ZM67 261H68V260H67ZM104 261H105V260H104ZM214 261H215V260H214ZM217 261H218V260H217ZM19 262H20V261H19ZM59 262L61 263V260H60ZM59 262H58V263H59ZM68 262H69V261H68ZM75 262H76V261H75ZM79 262H80V261H79ZM81 262H83V261H81ZM47 263H46V264H47ZM55 263H57V262L55 261ZM62 263H63V262H62ZM258 263H259V262H258ZM64 264H65V263H64ZM66 264H67V262H66ZM68 264H70V263H68ZM86 264H87V263H86ZM208 264H209V263H208Z\"/></svg>",
    "mask_w": 264,
    "mask_h": 264
}]
</instances>
